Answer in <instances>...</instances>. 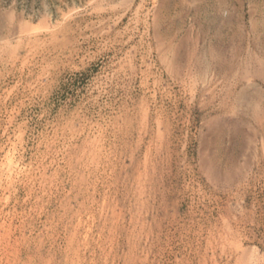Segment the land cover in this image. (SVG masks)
I'll use <instances>...</instances> for the list:
<instances>
[{
	"label": "rangeland",
	"instance_id": "374dc122",
	"mask_svg": "<svg viewBox=\"0 0 264 264\" xmlns=\"http://www.w3.org/2000/svg\"><path fill=\"white\" fill-rule=\"evenodd\" d=\"M208 4L0 0V264H264V0Z\"/></svg>",
	"mask_w": 264,
	"mask_h": 264
},
{
	"label": "crops",
	"instance_id": "0c3cea01",
	"mask_svg": "<svg viewBox=\"0 0 264 264\" xmlns=\"http://www.w3.org/2000/svg\"><path fill=\"white\" fill-rule=\"evenodd\" d=\"M250 1L254 0H209L210 31L216 34H229L227 37H219L221 40L234 41L242 39V33L248 32L250 27H253L250 22L257 19L256 16L252 18L249 16L250 7H257L256 4H250ZM238 49L236 46H232L230 49L225 47L228 52L227 55L224 53L220 54L219 57L224 59L231 56L230 58H237V60H232V63L243 62V56L238 57V53L236 56L229 53Z\"/></svg>",
	"mask_w": 264,
	"mask_h": 264
}]
</instances>
